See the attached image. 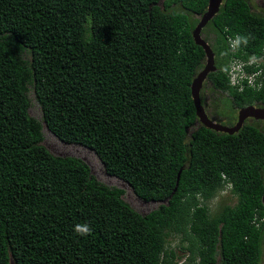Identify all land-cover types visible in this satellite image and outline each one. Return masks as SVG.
Here are the masks:
<instances>
[{"label": "trees", "instance_id": "1", "mask_svg": "<svg viewBox=\"0 0 264 264\" xmlns=\"http://www.w3.org/2000/svg\"><path fill=\"white\" fill-rule=\"evenodd\" d=\"M207 3L0 0V264H178L173 234L188 250L182 264H260L264 129L195 123L190 84L205 54L192 29ZM260 14L248 0H223L202 28L216 64L206 81L235 112L226 124L236 108L264 102V80L238 89L227 74L232 56L262 51ZM30 86L50 131L94 149L157 207L139 212L82 158L51 152L29 113ZM226 185L236 201L212 211Z\"/></svg>", "mask_w": 264, "mask_h": 264}, {"label": "rangeland", "instance_id": "2", "mask_svg": "<svg viewBox=\"0 0 264 264\" xmlns=\"http://www.w3.org/2000/svg\"><path fill=\"white\" fill-rule=\"evenodd\" d=\"M202 36L205 34L202 32ZM207 41L211 44L212 35L205 36ZM206 81V80H205ZM206 90H205V102H206V112L209 113V116L215 121L224 120L225 115L232 116L235 114L232 108L230 107L229 101L224 97L225 93L219 94L214 91L210 86H208V81H206ZM204 95V94H203ZM28 96L30 99L29 113L42 122V131L44 134L43 143L47 146V148L53 152L54 154L60 155H74L82 158L89 164L90 172L100 181L108 184V185H116L123 188L122 197L130 203L136 210L141 213H145L149 211L151 208L157 207L160 201L157 200H144L139 197L132 186L125 180L109 174L105 166L96 153V151L84 144L78 142H66L58 138L52 131H50L45 125L42 119V110L40 104L35 98V94L32 86H30L28 90ZM220 97L223 101L220 100ZM216 108L220 109L218 113H216ZM257 124L264 129V122H257ZM194 127L191 126L189 130ZM236 201V195L229 190V187H224L219 190L213 199L210 201V207L212 211L218 209L221 204L229 203L232 204ZM168 245L173 247L175 250V260L178 264H182L187 262L188 250L183 249L181 245V236L180 234H173L168 236ZM186 243V242H185ZM260 264H264V241H263V253Z\"/></svg>", "mask_w": 264, "mask_h": 264}, {"label": "water", "instance_id": "3", "mask_svg": "<svg viewBox=\"0 0 264 264\" xmlns=\"http://www.w3.org/2000/svg\"><path fill=\"white\" fill-rule=\"evenodd\" d=\"M222 1L223 0H208L205 11L200 15L199 20L192 29V35L194 41L203 47L205 54V61L202 68H200L196 73V75L193 77L190 84V88H191L193 102L195 105V111L197 116L195 123L197 124V126L199 124H204L205 126L213 128L215 130L233 133L241 127L247 116H252L256 119H262L264 121V106H257L253 103L241 106L238 110L237 120L233 124H226L212 119L207 114L204 105L201 102L200 89L202 87L203 81L206 80L207 75L210 71L216 69L215 52L211 44L202 36V28L208 22V20L212 18V16L219 10ZM180 172H181V168H179L177 172L176 182L172 192L164 200H168V198L175 191L180 177Z\"/></svg>", "mask_w": 264, "mask_h": 264}, {"label": "flooded vegetation", "instance_id": "4", "mask_svg": "<svg viewBox=\"0 0 264 264\" xmlns=\"http://www.w3.org/2000/svg\"><path fill=\"white\" fill-rule=\"evenodd\" d=\"M248 1H249V6L253 11L261 13L260 14V19L262 20L261 27L263 29V34H264V0H248ZM228 40L232 51L237 50V45H238L237 34L235 36L228 35ZM262 43H263L262 51L260 53L250 52L248 53V56L246 58L242 57L246 65H249L251 67V69L247 71L249 72V74L253 76V84H251L252 86H262L264 80V35H263ZM205 82L206 81L204 80L203 84ZM253 104L257 106H264V102L262 101H256L253 102ZM204 108L206 109V107ZM238 110L239 108H236V118L234 122L237 120ZM252 120L264 122L262 119H256L252 116H247L244 121H252Z\"/></svg>", "mask_w": 264, "mask_h": 264}, {"label": "built area", "instance_id": "5", "mask_svg": "<svg viewBox=\"0 0 264 264\" xmlns=\"http://www.w3.org/2000/svg\"><path fill=\"white\" fill-rule=\"evenodd\" d=\"M237 67V72L234 68ZM240 69V70H239ZM229 80L232 85L238 89H242L246 85L253 84V76L244 70L243 65L236 62L235 65H231L228 70Z\"/></svg>", "mask_w": 264, "mask_h": 264}, {"label": "clouds", "instance_id": "6", "mask_svg": "<svg viewBox=\"0 0 264 264\" xmlns=\"http://www.w3.org/2000/svg\"><path fill=\"white\" fill-rule=\"evenodd\" d=\"M205 61V60H204ZM236 62H239V63H241L242 65H243V68H244V70H246V72L247 73H249L248 71H247V69H246V63L243 61V58L241 57V56H237V55H234V56H232L231 57V59H230V64H229V68L231 67V65L233 66V65H235V63ZM204 64V63H203ZM229 68H228V70H229ZM234 70H236L237 71V67H235L234 68ZM240 70V69H239ZM237 72H239V71H237ZM227 74H228V71H227ZM229 77V76H228ZM206 110V109H205ZM60 155V154H59ZM89 165V164H88ZM90 168V167H89ZM230 185H226L225 187H229ZM224 188V187H223ZM222 188V189H223ZM230 189V188H229ZM75 231L78 233V234H80V235H89V234H91V228H90V226L89 225H87V224H83V225H81V224H77L76 226H75Z\"/></svg>", "mask_w": 264, "mask_h": 264}]
</instances>
